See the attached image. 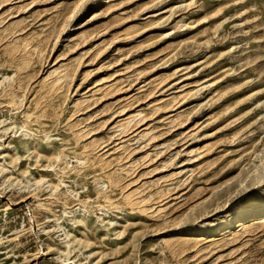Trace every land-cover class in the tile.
Instances as JSON below:
<instances>
[{
  "label": "rangeland",
  "instance_id": "rangeland-1",
  "mask_svg": "<svg viewBox=\"0 0 264 264\" xmlns=\"http://www.w3.org/2000/svg\"><path fill=\"white\" fill-rule=\"evenodd\" d=\"M0 264H264V0H0Z\"/></svg>",
  "mask_w": 264,
  "mask_h": 264
}]
</instances>
